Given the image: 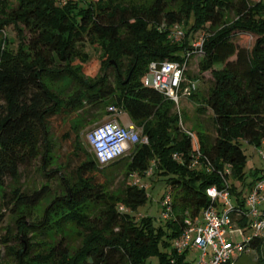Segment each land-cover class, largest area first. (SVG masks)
<instances>
[{
	"label": "trees",
	"instance_id": "1",
	"mask_svg": "<svg viewBox=\"0 0 264 264\" xmlns=\"http://www.w3.org/2000/svg\"><path fill=\"white\" fill-rule=\"evenodd\" d=\"M9 1L0 0V36L11 27L19 45L15 53L0 47L3 198L6 181L18 182L20 168L30 167L37 158L43 162L42 174L53 173L45 174L53 149L48 128L53 116L70 117L89 108L96 112L92 119L100 120L108 116L109 108H115L142 128L148 140L129 157L100 167L76 129L75 177L72 181L61 177L63 194L50 202L41 218L28 224L24 215L17 216V248L12 252L16 264H188L187 251L178 253L172 242L181 235L186 218L215 205L206 189H223L225 184L234 203L232 222L243 233L249 230L243 197L264 171H252L247 182V157L241 144L258 148L264 142V2L151 0L138 5L124 0H13L15 5L9 6ZM226 13L233 15L231 21H226ZM175 24L184 25L185 35L171 43L167 36ZM199 31L205 36L199 72L210 73L211 84L197 112L210 115L215 137L211 142L202 133L195 135L201 159L197 167H191L193 145L179 127L173 103L145 87L143 79L151 62L181 61ZM243 34L255 38L252 48L238 42ZM83 43L98 44L109 56L113 85L107 83L106 75L88 82L71 67L75 59L84 60ZM62 76L74 82L64 99L46 84ZM174 154L181 162L173 159ZM115 166L131 181L134 175L161 177L165 194L171 195L172 219L160 217L164 223L156 225L149 216L137 217L148 200L142 185H126L119 197H109L98 175ZM225 166L231 169L229 175L224 173ZM49 191L46 186L35 190L15 187L10 190V212L17 215L22 208H35ZM91 206L101 208L92 216ZM68 225L82 236L72 254L62 236L47 240L49 246L44 249H37L30 236L34 233L46 240ZM0 241L6 244L9 240ZM262 243L261 237H252L244 251H258ZM235 258L224 264H233Z\"/></svg>",
	"mask_w": 264,
	"mask_h": 264
},
{
	"label": "rangeland",
	"instance_id": "2",
	"mask_svg": "<svg viewBox=\"0 0 264 264\" xmlns=\"http://www.w3.org/2000/svg\"><path fill=\"white\" fill-rule=\"evenodd\" d=\"M125 2H134L138 5L150 4L151 0H124ZM15 5V1L10 0L9 6ZM226 21H231L233 15L231 13L225 14ZM184 27V25L182 24ZM206 32V30H204ZM203 34L202 32H197ZM238 42L247 48H252L255 42V38L249 34H243L238 36ZM1 40H5L2 43ZM19 45V39L16 36L15 31L9 27L5 29V34L0 36V47L4 48L10 53H15ZM80 53L83 54V59H75L71 63V67L77 71V73L86 79L88 82L94 83L106 75V81L110 85H113V69L107 67L109 56L98 44L83 43ZM203 57L194 56L190 58L189 69L187 72L188 81H196L198 89L193 94L192 99L181 98L179 100V113L180 121L185 130L192 134L202 133L209 141H213L215 137L214 129L211 122V117L208 113H198L197 108L202 107L203 100L207 94V90L211 84L210 73L201 74L199 72V63ZM49 89L59 98L64 99L69 91L74 87V82L67 76H62L56 81H46ZM172 112L176 113L177 108L173 105ZM96 115L95 110H89L85 108L84 111H78L75 115L70 117L53 116L48 120V128L50 132V140L52 144V153L50 154L49 165L45 169V174H49L52 170L53 173L49 176H45L41 173L42 159L37 158L30 167L20 168L21 176L18 182H12L9 179L6 181L5 197L0 196V215L3 222L0 225V239L8 238L6 244L0 241V264H16L13 260L14 248H17V229L15 221L17 216H25L28 224L35 222L42 217L46 207L57 196L63 194L61 177L71 180L75 177L76 167L78 165L77 159L73 154V141L75 139L76 129H80V137L83 145L89 150L86 145L83 135L90 129L104 123L106 117L100 120H93L92 116ZM241 149L247 157V163L244 168V172L247 177V182L251 181L250 173L254 170L264 171V160H262L259 152L264 153V146L258 148L248 145L247 143L241 144ZM130 153H127L123 158L129 157ZM107 166V165H105ZM100 166V167H105ZM56 171H59L57 173ZM262 172H260V175ZM99 181L105 186L107 194L111 198H117L122 192V189L128 185L131 186V177L125 179L119 166L106 169L103 174H99ZM140 184L143 186L148 195L146 204L138 209V218L149 216L154 220L156 225L164 223L160 220V199L163 197L166 191V185L161 182V177L156 174L152 176L140 178ZM72 181V180H71ZM42 186L50 188L49 193L35 208L28 210L22 208L17 215L10 212L12 194L10 190L15 187H21V189H39ZM7 203V205H5ZM92 207V206H91ZM101 206H95L91 208L92 216L97 214ZM123 208L119 206L118 209ZM33 236L37 249H44L49 246L47 240L54 241L61 236L65 238L68 249L72 254L76 248L80 245L82 236L78 229L73 225H68L58 230L55 236H49L48 239H40V235L30 233ZM251 231L247 230L244 233V237L251 236ZM239 233L232 232L227 235V239L232 240L234 243H241L243 238ZM264 240V236L261 237ZM47 242V243H46ZM173 243V242H172ZM236 256L233 260V264H264V243L258 251L247 249L241 254ZM201 260V254L198 251L190 250L186 253L185 261L188 264H199ZM155 262V260H153Z\"/></svg>",
	"mask_w": 264,
	"mask_h": 264
},
{
	"label": "built area",
	"instance_id": "3",
	"mask_svg": "<svg viewBox=\"0 0 264 264\" xmlns=\"http://www.w3.org/2000/svg\"><path fill=\"white\" fill-rule=\"evenodd\" d=\"M65 2L66 0H61ZM252 3L264 2V0H248ZM185 35L182 24H175L169 28L167 36L171 43L180 42ZM204 34L195 33L189 44V49L182 56L181 61L151 62L143 79V85L160 93L165 100L173 103L177 108L179 127L191 139L194 153L191 167H197L201 159V153L195 134L185 130L180 121L179 100L189 98L198 89L196 81L187 80L189 62L192 55L203 56ZM118 113L115 108L108 109L105 122L90 129L83 135L84 141L94 156L99 166H105L123 158L127 153H132L138 145H145L148 140L142 134V128L135 127L132 123L121 124L117 119ZM264 146V142L261 143ZM262 160L264 153L259 152ZM173 159L181 162L179 155L174 154ZM207 167V171H211ZM151 170H149L150 174ZM231 169L225 166L224 173L229 175ZM132 185H139L138 176L134 175ZM225 188L210 187L206 189V195L215 205L201 211L197 217H188L184 220V229L181 235L173 241V247L178 253L195 250L200 252L199 264H224L231 260L234 255L241 254L245 250L246 243L252 237L264 236V173L260 179L246 191L243 197L244 212L249 224L252 236L244 237L243 230L238 228L231 220L230 213L233 211V200ZM171 195L165 194L160 202V217L163 221L173 217L171 207ZM124 211V208H120ZM239 233L244 237L241 243H234L227 239L230 233Z\"/></svg>",
	"mask_w": 264,
	"mask_h": 264
},
{
	"label": "crops",
	"instance_id": "4",
	"mask_svg": "<svg viewBox=\"0 0 264 264\" xmlns=\"http://www.w3.org/2000/svg\"><path fill=\"white\" fill-rule=\"evenodd\" d=\"M117 119L118 121L121 123V124H128V123H131L130 119L128 118L127 114L124 113V112H120L118 113V116H117Z\"/></svg>",
	"mask_w": 264,
	"mask_h": 264
}]
</instances>
